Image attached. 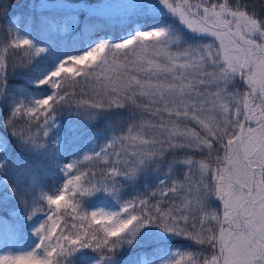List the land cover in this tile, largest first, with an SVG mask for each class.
I'll return each instance as SVG.
<instances>
[{
	"label": "snow or ice",
	"instance_id": "6c2138e0",
	"mask_svg": "<svg viewBox=\"0 0 264 264\" xmlns=\"http://www.w3.org/2000/svg\"><path fill=\"white\" fill-rule=\"evenodd\" d=\"M126 7L0 0V264H264V0Z\"/></svg>",
	"mask_w": 264,
	"mask_h": 264
},
{
	"label": "trees",
	"instance_id": "16d2710c",
	"mask_svg": "<svg viewBox=\"0 0 264 264\" xmlns=\"http://www.w3.org/2000/svg\"><path fill=\"white\" fill-rule=\"evenodd\" d=\"M11 2L16 5L15 12H16L17 19H20L21 16H23L25 19H28L31 15V10L29 8V5L32 3L38 4L40 2V0H11ZM48 2L51 3V2H53V0H48ZM68 2L78 3V2H80V0H68ZM89 2L93 3V4H96V3L105 4V5H108L109 7H111L115 4L120 5L119 6L120 7V10H119L120 13L119 14H114V12L111 11V13L114 14L113 16H111L113 24H114V28L111 31L110 35L113 37H116L117 35L121 34V29H120L117 21L120 20L121 18H123L125 16V14L130 11V9H128L125 4L134 3V2H136V0H89ZM192 2L197 3V2H199V0H192ZM116 6H118V5H115L114 8L113 7H111V8L114 9L115 11H118L115 9ZM36 15H39V12H37ZM82 27H83V25H80V26H78L77 29H74L70 33L64 35L61 38V44L71 46L73 38H77V33L80 30V28H82ZM4 38H5L4 36L0 35V39H4ZM77 99H79V97H77ZM145 115L147 116V114H145ZM57 116H58V119H63L65 121V123H67V119H68V113L67 112H64L62 115L60 113H58ZM98 126H100V125H98ZM95 130H96L95 128L92 129V131H95ZM84 132H85V134H87L88 129H85ZM186 154L187 153L171 152V153H166L165 156H166L167 161H172L174 158L183 159L184 155H186ZM193 158L194 159H200L201 155L196 154L193 156ZM158 167H159L158 172L149 171L147 173V177H148L147 181H144V180L140 181V183L142 185L146 183L147 185H149V187H147V188H145V187H134L132 189H129L128 192L123 194V200L126 201V200L131 199L133 196H136L138 194H147V193L151 192L153 190V188L151 186L156 184V180L154 178L155 175L164 176L165 173L169 172V167H168L167 162L161 163ZM171 172H172V178L173 179H183L184 172H182L181 176H179L178 170L176 167H173L171 169ZM157 198H159V197H157ZM85 199L87 200L90 198H85ZM89 209L90 208H88L87 210L90 212ZM117 210H118V206H117ZM66 219H68V218H66ZM70 222H73V221H70ZM29 240L30 239H28V238H24V239H21L19 241V243L22 241L28 242ZM171 246L174 249L181 250V251H185V250L197 251L199 248V246L194 245L191 241L185 240L184 238H181V237L174 238Z\"/></svg>",
	"mask_w": 264,
	"mask_h": 264
},
{
	"label": "rangeland",
	"instance_id": "374dc122",
	"mask_svg": "<svg viewBox=\"0 0 264 264\" xmlns=\"http://www.w3.org/2000/svg\"><path fill=\"white\" fill-rule=\"evenodd\" d=\"M129 4H131V3H127V4H125L126 6L127 5H129ZM115 5H118V6H116L115 7V9L116 10H118V11H115L114 9H112L111 7H113L114 8V6ZM115 5H113V6H111V7H109L108 8V14L110 15V16H113L114 14H119L120 13V5L119 4H115ZM111 11H113L114 12V14L113 13H111ZM177 170H178V174H179V176H181V174H182V172H184V169H182V168H177ZM102 206H104V207H108L107 205H102ZM90 211H92V210H94V208H90L89 209ZM109 210H117V209H109ZM32 243V240H29L28 242H24V241H22V242H20L18 245H17V248H16V250H27V245L28 244H31ZM3 254H5V250L3 249V248H0V255H3Z\"/></svg>",
	"mask_w": 264,
	"mask_h": 264
}]
</instances>
